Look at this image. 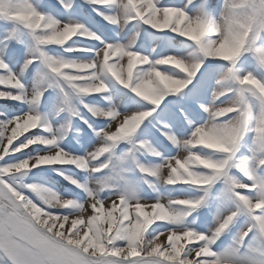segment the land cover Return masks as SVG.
<instances>
[{"label":"snow or ice","instance_id":"1","mask_svg":"<svg viewBox=\"0 0 264 264\" xmlns=\"http://www.w3.org/2000/svg\"><path fill=\"white\" fill-rule=\"evenodd\" d=\"M0 31V264H264V0H0Z\"/></svg>","mask_w":264,"mask_h":264},{"label":"rangeland","instance_id":"2","mask_svg":"<svg viewBox=\"0 0 264 264\" xmlns=\"http://www.w3.org/2000/svg\"><path fill=\"white\" fill-rule=\"evenodd\" d=\"M70 225H66L65 227L67 228V227H69Z\"/></svg>","mask_w":264,"mask_h":264}]
</instances>
